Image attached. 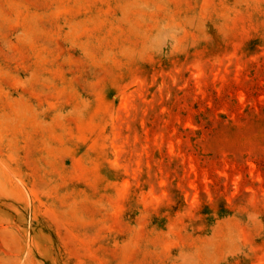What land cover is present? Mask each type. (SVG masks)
<instances>
[{
    "label": "rangeland",
    "instance_id": "rangeland-1",
    "mask_svg": "<svg viewBox=\"0 0 264 264\" xmlns=\"http://www.w3.org/2000/svg\"><path fill=\"white\" fill-rule=\"evenodd\" d=\"M0 264H264V0H0Z\"/></svg>",
    "mask_w": 264,
    "mask_h": 264
}]
</instances>
